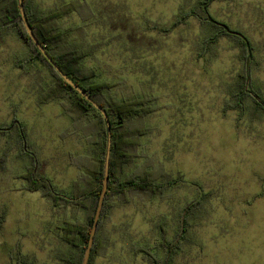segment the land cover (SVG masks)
Instances as JSON below:
<instances>
[{"label": "rangeland", "instance_id": "rangeland-1", "mask_svg": "<svg viewBox=\"0 0 264 264\" xmlns=\"http://www.w3.org/2000/svg\"><path fill=\"white\" fill-rule=\"evenodd\" d=\"M65 1L34 3L45 13ZM78 1L87 2L90 18L73 12L61 19L62 30L85 29L67 46L86 53L83 65L110 83L107 93L151 95L158 107L142 120L152 131L141 136L129 170L154 169L160 182L180 177L151 198H116L100 229L106 250L92 264H154L138 247L163 260L160 225L174 240L194 201L189 240L172 264H264V108L253 96L243 109L227 107L243 96H236L243 70L248 90L264 102V0L211 1L213 18L234 33L217 41L210 38L223 28L192 14L199 0ZM244 38L247 52L238 42ZM28 51L0 25V264H67L60 257L74 249L59 228L85 212L55 207L26 188L24 174L35 158V171L71 192L86 180L94 150L59 100L40 101L54 77L38 60L22 63Z\"/></svg>", "mask_w": 264, "mask_h": 264}, {"label": "trees", "instance_id": "trees-1", "mask_svg": "<svg viewBox=\"0 0 264 264\" xmlns=\"http://www.w3.org/2000/svg\"><path fill=\"white\" fill-rule=\"evenodd\" d=\"M213 0H199L198 6L192 12L196 18L218 25L223 31L214 35L210 39L217 41L220 35H231L233 31L224 23L216 21L209 12V4ZM27 22L34 34L44 46L46 51L61 67V69L73 79L81 88L96 100L107 112L111 122L112 147L110 154L108 190L105 195L104 204L98 223L97 232L92 247V252L88 264H92L95 255L103 254L106 250L105 239L100 233L104 219L106 220L113 208L116 198L128 201L132 193L151 198L160 191L175 186L180 177L173 180L158 181L156 170L146 166L139 170H129L134 165L137 155V148L141 144V136L152 131V128L142 123V120L154 112L158 107L153 104L154 96L143 95L133 98H119L109 92L111 85L106 80H99L94 69L83 65V58L86 53L78 52L67 46L72 37H83L85 29L83 26L62 30L60 21L63 17L77 12L86 21L90 18L86 1L69 0L63 2L56 9L48 12H41L35 5L34 0H23ZM0 25L7 32L16 33L28 46L29 51L22 63L38 60L50 69L54 80L47 86L46 95L41 102H51L59 100L68 114L75 122L79 123L86 130L88 143L93 146L94 153L84 167L86 180L77 181L71 192L64 193L57 189L54 183L46 176L41 175L39 168L35 171V158L32 166L29 167L24 177L27 180L26 188L29 190H41L43 196L50 197L55 207L75 205L83 209L85 216L82 219L66 220L59 228V237L67 242L74 249L66 257H60L67 264H81L84 251L88 245V240L92 228L93 218L102 191L104 179L105 156L107 149V126L103 115L85 97H83L72 86L65 82L62 76L55 70L48 59L39 51L31 40L25 25L22 21L18 0H0ZM245 52L250 50V43L247 38L238 41ZM247 55H245V58ZM247 59V58H246ZM20 64V62H19ZM249 74L243 70L240 74L238 86V96L234 103H229L227 107L233 109H243L244 101L253 96L255 104L264 108V102L248 90L247 77ZM235 96V97H236ZM243 99V100H242ZM20 127V123L14 121ZM1 129V128H0ZM22 129V142H25V133ZM40 166V165H39ZM199 203L194 201L186 207L180 218V229L177 237L173 240L167 235V230L160 225L162 238L159 246L165 253V258L159 259L149 250L137 248L138 251L147 253L149 260L154 264H172L171 259L180 249L183 240L188 237V217L189 214L198 209ZM3 216L0 217V224ZM26 264V263H22Z\"/></svg>", "mask_w": 264, "mask_h": 264}, {"label": "water", "instance_id": "water-1", "mask_svg": "<svg viewBox=\"0 0 264 264\" xmlns=\"http://www.w3.org/2000/svg\"><path fill=\"white\" fill-rule=\"evenodd\" d=\"M20 14L22 17V21L25 25V28L39 51L48 59V61L53 65L55 70L62 76L66 83L72 86L76 91H78L83 97H85L93 106H95L100 113L103 115L106 126H107V149H106V156H105V169H104V179L102 182V191L99 196L98 204L96 207V211L93 218L92 228L88 240V245L84 251V255L82 258L81 264H88L92 252V247L95 239V234L97 232L98 223L101 216L102 207L104 204L105 195L108 190V180H109V166H110V154H111V147H112V132H111V122L109 120V116L106 110L96 101L94 100L88 92H86L83 88H81L73 79H71L62 69L61 67L55 62V60L50 56V54L46 51L44 46L40 43L36 35L34 34L32 28L30 27L29 23L27 22V17L24 10L23 0H18Z\"/></svg>", "mask_w": 264, "mask_h": 264}]
</instances>
